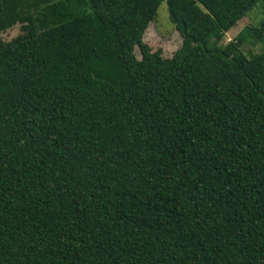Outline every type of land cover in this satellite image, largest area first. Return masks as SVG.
Here are the masks:
<instances>
[{"label": "trees", "instance_id": "obj_1", "mask_svg": "<svg viewBox=\"0 0 264 264\" xmlns=\"http://www.w3.org/2000/svg\"><path fill=\"white\" fill-rule=\"evenodd\" d=\"M259 1L0 0V264H264Z\"/></svg>", "mask_w": 264, "mask_h": 264}, {"label": "rangeland", "instance_id": "obj_2", "mask_svg": "<svg viewBox=\"0 0 264 264\" xmlns=\"http://www.w3.org/2000/svg\"><path fill=\"white\" fill-rule=\"evenodd\" d=\"M264 19V0L259 1L254 8H252L243 17L237 25L232 28L225 36L223 44H227L231 40H234L236 36L246 26H257ZM21 33L20 26H16L6 33L0 35V41L8 42L14 39ZM144 43L147 44L153 52L160 51L164 58H172L174 53L182 46V37L171 23L169 18V10L166 2H163L157 12L155 20L149 25L144 39ZM250 51L255 53H261L264 51V39L256 46L243 45L239 49V53L245 56H249ZM136 54L139 59L142 58L140 48L137 47Z\"/></svg>", "mask_w": 264, "mask_h": 264}]
</instances>
